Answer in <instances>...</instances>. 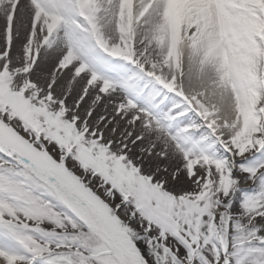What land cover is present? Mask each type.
I'll list each match as a JSON object with an SVG mask.
<instances>
[{"label": "snow or ice", "instance_id": "6c2138e0", "mask_svg": "<svg viewBox=\"0 0 264 264\" xmlns=\"http://www.w3.org/2000/svg\"><path fill=\"white\" fill-rule=\"evenodd\" d=\"M0 264H264V0H0Z\"/></svg>", "mask_w": 264, "mask_h": 264}]
</instances>
